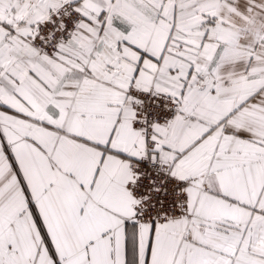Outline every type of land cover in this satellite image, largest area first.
<instances>
[{
    "label": "snow or ice",
    "instance_id": "snow-or-ice-1",
    "mask_svg": "<svg viewBox=\"0 0 264 264\" xmlns=\"http://www.w3.org/2000/svg\"><path fill=\"white\" fill-rule=\"evenodd\" d=\"M0 264H264V0H0Z\"/></svg>",
    "mask_w": 264,
    "mask_h": 264
}]
</instances>
